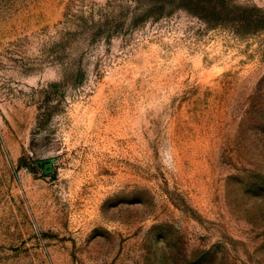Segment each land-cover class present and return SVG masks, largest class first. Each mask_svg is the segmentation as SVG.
Here are the masks:
<instances>
[{
    "label": "rangeland",
    "instance_id": "374dc122",
    "mask_svg": "<svg viewBox=\"0 0 264 264\" xmlns=\"http://www.w3.org/2000/svg\"><path fill=\"white\" fill-rule=\"evenodd\" d=\"M0 264H264V0H0Z\"/></svg>",
    "mask_w": 264,
    "mask_h": 264
}]
</instances>
